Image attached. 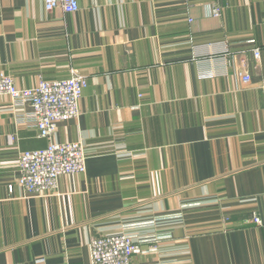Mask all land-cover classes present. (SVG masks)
Returning <instances> with one entry per match:
<instances>
[{
  "label": "crops",
  "instance_id": "0c3cea01",
  "mask_svg": "<svg viewBox=\"0 0 264 264\" xmlns=\"http://www.w3.org/2000/svg\"><path fill=\"white\" fill-rule=\"evenodd\" d=\"M78 2L0 0V75L88 80L56 137L86 171L48 194L17 183L48 145L32 106L0 96V264H92L95 237L154 217L133 264H264V0Z\"/></svg>",
  "mask_w": 264,
  "mask_h": 264
},
{
  "label": "built area",
  "instance_id": "2783aa9c",
  "mask_svg": "<svg viewBox=\"0 0 264 264\" xmlns=\"http://www.w3.org/2000/svg\"><path fill=\"white\" fill-rule=\"evenodd\" d=\"M47 11L62 8L67 13L79 10L78 0H44ZM214 16H220L219 7L212 9ZM255 58L260 50L254 49ZM244 84L251 81L249 71L240 72ZM88 86L86 76L73 71L69 78L59 80L40 79L36 86L20 88L12 75H0V96L7 95L19 104L29 102L32 117L39 135L48 140V145L37 150H27L19 156L20 175L17 183L28 193L48 194L58 188L62 175L86 171L87 148L82 142H60L57 140L59 123L73 119L80 114V102L84 89ZM14 184H9L13 190ZM181 214L168 215L164 220H179ZM162 218H152L128 223L122 231L99 235L92 240V264H133L135 256L146 253L142 244L159 240L147 231L156 226ZM251 222L263 225V221L253 213ZM170 235H166L168 237Z\"/></svg>",
  "mask_w": 264,
  "mask_h": 264
}]
</instances>
